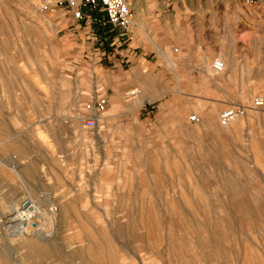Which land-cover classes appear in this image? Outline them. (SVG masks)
<instances>
[{"label":"rangeland","instance_id":"1","mask_svg":"<svg viewBox=\"0 0 264 264\" xmlns=\"http://www.w3.org/2000/svg\"><path fill=\"white\" fill-rule=\"evenodd\" d=\"M127 2L0 0V264H264V0Z\"/></svg>","mask_w":264,"mask_h":264},{"label":"built area","instance_id":"2","mask_svg":"<svg viewBox=\"0 0 264 264\" xmlns=\"http://www.w3.org/2000/svg\"><path fill=\"white\" fill-rule=\"evenodd\" d=\"M69 6L73 8V17L75 19H82L83 15L81 14L79 7L81 6H100L105 22L112 28H118L123 33H126L129 25L131 24V10L127 0H67ZM224 66L220 59L215 58L210 63V70L214 75L220 74L223 72ZM262 98L255 97L252 99L249 105H236L222 109L217 115V121L220 126H226L228 123L234 119L242 116L248 110L258 109L262 105ZM105 105L104 99H96L92 108V116L84 121V128L91 129L93 128L96 116L99 115ZM189 121H194V116H190Z\"/></svg>","mask_w":264,"mask_h":264},{"label":"bare ground","instance_id":"3","mask_svg":"<svg viewBox=\"0 0 264 264\" xmlns=\"http://www.w3.org/2000/svg\"><path fill=\"white\" fill-rule=\"evenodd\" d=\"M221 60V59H220ZM222 61V60H221ZM223 63V66H224V69H223V72L225 70V64L224 62L222 61ZM137 94V90H133L130 92V95H136ZM235 121V120H234ZM232 123V122H231ZM230 124V123H229ZM28 205L27 207H24L23 211H21L17 216V219L20 220V223H19V227L22 228L23 232H26L28 230H30L32 227H31V223H30V220H32V218L35 216V213H36V206H34L33 208L34 209H29L30 208V204L29 202L27 201ZM36 207V208H35ZM39 211V210H38ZM34 225V224H32ZM38 250L39 252H44L43 251V246L42 245H39L38 247Z\"/></svg>","mask_w":264,"mask_h":264},{"label":"water","instance_id":"4","mask_svg":"<svg viewBox=\"0 0 264 264\" xmlns=\"http://www.w3.org/2000/svg\"><path fill=\"white\" fill-rule=\"evenodd\" d=\"M28 203L27 201H24L22 204H21V207L24 208V207H27Z\"/></svg>","mask_w":264,"mask_h":264},{"label":"crops","instance_id":"5","mask_svg":"<svg viewBox=\"0 0 264 264\" xmlns=\"http://www.w3.org/2000/svg\"><path fill=\"white\" fill-rule=\"evenodd\" d=\"M78 27H79V26H78ZM79 28H80V27H79ZM84 33H89V34H90V33H91V30L87 28V30L84 31ZM89 36H90V35H89Z\"/></svg>","mask_w":264,"mask_h":264}]
</instances>
